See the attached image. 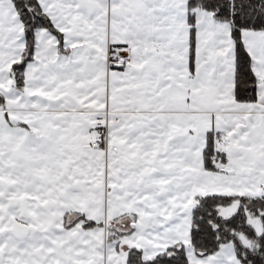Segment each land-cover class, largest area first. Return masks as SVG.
<instances>
[{"label": "snow or ice", "instance_id": "obj_1", "mask_svg": "<svg viewBox=\"0 0 264 264\" xmlns=\"http://www.w3.org/2000/svg\"><path fill=\"white\" fill-rule=\"evenodd\" d=\"M0 264H264V0H0Z\"/></svg>", "mask_w": 264, "mask_h": 264}]
</instances>
